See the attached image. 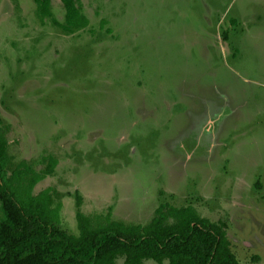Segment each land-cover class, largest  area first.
I'll return each instance as SVG.
<instances>
[{
    "label": "rangeland",
    "instance_id": "1",
    "mask_svg": "<svg viewBox=\"0 0 264 264\" xmlns=\"http://www.w3.org/2000/svg\"><path fill=\"white\" fill-rule=\"evenodd\" d=\"M78 3L89 24L66 33L34 0H0L12 164L57 158L33 192L57 191L69 232L77 192L86 214L127 223L192 204L226 222L241 263L264 264V0ZM51 10L63 21L61 0Z\"/></svg>",
    "mask_w": 264,
    "mask_h": 264
},
{
    "label": "trees",
    "instance_id": "2",
    "mask_svg": "<svg viewBox=\"0 0 264 264\" xmlns=\"http://www.w3.org/2000/svg\"><path fill=\"white\" fill-rule=\"evenodd\" d=\"M79 0H61L64 19L52 13L51 0H34L36 14L66 33L89 24ZM37 170L26 159L12 164L5 130L0 125V264H243L226 233V222L200 215L192 204L161 201L145 223H127L112 216L110 209L89 215L75 195L77 233L59 223L61 202L47 186L33 192L34 185L51 174L57 163L52 154L43 156Z\"/></svg>",
    "mask_w": 264,
    "mask_h": 264
},
{
    "label": "crops",
    "instance_id": "3",
    "mask_svg": "<svg viewBox=\"0 0 264 264\" xmlns=\"http://www.w3.org/2000/svg\"><path fill=\"white\" fill-rule=\"evenodd\" d=\"M61 219V218H60Z\"/></svg>",
    "mask_w": 264,
    "mask_h": 264
}]
</instances>
